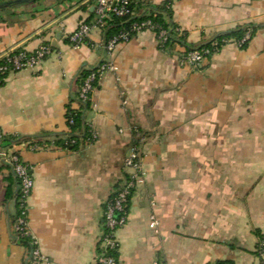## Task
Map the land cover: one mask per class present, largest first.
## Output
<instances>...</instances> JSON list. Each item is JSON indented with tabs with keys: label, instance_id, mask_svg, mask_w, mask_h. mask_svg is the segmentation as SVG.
<instances>
[{
	"label": "crops",
	"instance_id": "0c3cea01",
	"mask_svg": "<svg viewBox=\"0 0 264 264\" xmlns=\"http://www.w3.org/2000/svg\"><path fill=\"white\" fill-rule=\"evenodd\" d=\"M95 9L96 0H39L0 10V57L53 48L0 87V130L38 146L21 148L35 181L28 245L13 231L14 174L0 163V264H97L106 207L134 148L145 180L117 232L118 264H264V0H139L135 17L162 14L180 29L185 46L165 51L144 31L108 53L116 33L95 26ZM83 23L93 26L89 43L75 48L69 37ZM240 28L254 29L245 49L231 40L200 68L181 66L187 50ZM104 62L117 72L99 78L83 108L79 77ZM69 110L94 142L72 132Z\"/></svg>",
	"mask_w": 264,
	"mask_h": 264
},
{
	"label": "built area",
	"instance_id": "2783aa9c",
	"mask_svg": "<svg viewBox=\"0 0 264 264\" xmlns=\"http://www.w3.org/2000/svg\"><path fill=\"white\" fill-rule=\"evenodd\" d=\"M139 0H96V21L95 26L102 27L107 30L108 22L112 18L125 19L133 16L131 7L138 3ZM139 21L130 25L128 29H122L114 35L106 43V50L108 53H113L116 47L123 43H128L132 38L144 31H152L157 37V43L161 50L164 51L165 46L169 43L171 32L156 23H154L151 15L144 14ZM93 26L83 23L78 30L69 37L70 44L75 47H81L89 43ZM174 34L181 37L180 29L174 30ZM251 33L248 32L244 39L239 41V46L242 47L250 40ZM225 45V44H224ZM223 45V46H224ZM218 43H213L211 46L200 49H192L186 51L180 59L182 67L190 69H198L202 64L222 50ZM53 48L49 44L41 45L35 52L29 54L25 51H11L0 57V87L3 86L6 78L12 73H18L24 70H34L43 64L46 58L51 55ZM90 74L82 81L78 92L77 101L82 107H87L91 102V94L99 78L107 72H117V67L109 62L102 63L95 70H88ZM68 124L70 129L75 125L73 118L69 117ZM5 136L0 130V163L9 167L18 185L14 194L16 201L17 212L13 219V231L17 238L21 241L24 238H30L29 233V206L28 202L31 198L35 187L33 171L21 156V148L29 147L37 149L38 146L34 143H25L17 141L6 142ZM82 140L94 142L97 139V134L94 132H87V135H81ZM76 138L69 137V144H75ZM125 168L128 170V177L124 185L115 193L113 198L108 202L104 219V232L100 241L99 254L97 264H118L117 254L119 251V241L117 232L124 228L128 222L129 208L133 194L144 183L145 172L141 160L140 152L134 148L131 154L125 160ZM159 222L155 217H152L151 228L156 229ZM30 260L33 263H38L44 260L41 256L36 241L30 242ZM259 251L264 257V241L259 244Z\"/></svg>",
	"mask_w": 264,
	"mask_h": 264
},
{
	"label": "trees",
	"instance_id": "16d2710c",
	"mask_svg": "<svg viewBox=\"0 0 264 264\" xmlns=\"http://www.w3.org/2000/svg\"><path fill=\"white\" fill-rule=\"evenodd\" d=\"M134 10V5L131 7V11L132 13ZM151 18L153 19L154 23H156L157 25L165 28V29H168L170 32H171V38H170V41L169 43L165 46L166 49H171L173 48L175 45H182V46H185L184 44V38H178L176 36V34H174V30H176L177 28L175 26H172L170 27V25H168L162 14H156V15H151ZM141 18L139 17H135L134 15L128 17V18H125V19H120V18H112L110 22H108V26H107V32L109 35H112V34H117L119 31H121L122 29H128L130 27V25L136 21H139ZM254 28V27H253ZM256 30V28H254ZM254 29L253 31H248L247 28H240L236 31H233V32H230V33H226V34H223L219 37H217L213 42L207 44V45H204V46H201L199 48H196V49H200V48H203V47H208V46H211L213 43H218L219 47H222L224 44H226L228 41H231V40H242L244 39L245 35L250 32L251 33V37H250V40L252 39L253 35H254ZM249 41H247L243 46L242 48L245 49L248 44H249ZM192 49H189L187 51H190ZM17 52H20V51H17ZM90 74V72L88 70L86 71H83L82 74L80 75L79 77V80H78V83L79 85L82 84V81ZM3 77L0 76V80H2ZM85 108V107H83ZM68 117H71L74 119L75 121V125L71 128L72 132H83L82 136L84 135H87V129L84 127V121H83V117H82V114L81 113H77V112H73L72 110H69L68 112ZM84 129V130H83ZM75 138V137H73ZM77 139V138H76ZM15 138H7L5 139L6 142L8 141H14ZM15 179V185L17 186L18 185V181L16 180V178L14 177ZM13 193V190L11 191V195ZM17 206V205H16ZM18 207V206H17ZM29 239L28 238H24L21 240V243H24V244H27L28 245V242ZM261 241H264V239H261ZM260 241V242H261ZM260 244V243H259ZM259 250V249H258ZM259 254L261 255L260 251H259ZM117 258H118V255H117ZM219 264H231V263H219Z\"/></svg>",
	"mask_w": 264,
	"mask_h": 264
},
{
	"label": "water",
	"instance_id": "95a60500",
	"mask_svg": "<svg viewBox=\"0 0 264 264\" xmlns=\"http://www.w3.org/2000/svg\"><path fill=\"white\" fill-rule=\"evenodd\" d=\"M39 0H12L5 3H0V10L8 9L15 6L31 4Z\"/></svg>",
	"mask_w": 264,
	"mask_h": 264
}]
</instances>
